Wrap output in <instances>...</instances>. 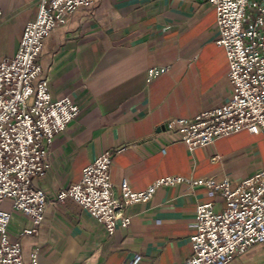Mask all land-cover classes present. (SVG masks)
I'll return each mask as SVG.
<instances>
[{"label":"crops","instance_id":"obj_1","mask_svg":"<svg viewBox=\"0 0 264 264\" xmlns=\"http://www.w3.org/2000/svg\"><path fill=\"white\" fill-rule=\"evenodd\" d=\"M40 0H0V63L13 57L25 25L35 21ZM216 9L209 0H94L69 15L45 40L38 63L54 100L69 97L81 112L49 149L50 168L34 186L48 196L43 223L21 237L32 220L11 214L10 240L20 241L25 264H183L193 255L199 205L212 202L206 188L184 183L159 188L148 203L127 208L128 228L112 236L105 225L57 194L80 183L83 170L105 152L113 158L112 183L122 202L121 184L141 192L157 180L229 178L232 187L264 170V136L247 130L190 152L168 126L194 119L232 97L226 51ZM153 68L167 71L149 81ZM230 264H264V244Z\"/></svg>","mask_w":264,"mask_h":264},{"label":"built area","instance_id":"obj_2","mask_svg":"<svg viewBox=\"0 0 264 264\" xmlns=\"http://www.w3.org/2000/svg\"><path fill=\"white\" fill-rule=\"evenodd\" d=\"M216 9L217 44L226 51L228 82L232 97L222 106L202 112L194 119H173L168 126L190 152L243 130L264 136V0H209ZM94 0H40L35 21L25 25L16 54L0 63V264H25L20 241H11V214L2 210L5 201L32 220L33 227L21 237L35 235L49 204L44 190L34 181L50 168L49 149L80 115L69 97L54 100L48 78L38 63L45 40L69 15L90 7ZM167 68L149 70V81ZM105 152L88 165L80 183L57 194V202L73 201L105 225L112 236L128 228L127 208L150 202L159 188L187 183L206 188L210 199L221 196L226 207L214 203L198 206L192 257L183 264H230L238 255L264 244V170L241 180L233 188L229 178L187 180L170 176L144 191H133L124 181L120 202L114 192L111 168L115 155ZM137 256L131 264H139Z\"/></svg>","mask_w":264,"mask_h":264}]
</instances>
